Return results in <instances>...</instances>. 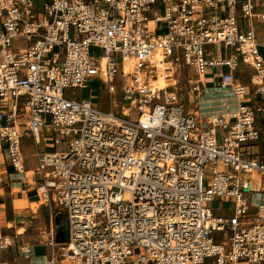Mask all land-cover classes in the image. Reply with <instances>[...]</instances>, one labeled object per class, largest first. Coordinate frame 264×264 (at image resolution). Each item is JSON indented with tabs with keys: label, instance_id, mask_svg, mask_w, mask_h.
Returning a JSON list of instances; mask_svg holds the SVG:
<instances>
[{
	"label": "built area",
	"instance_id": "built-area-1",
	"mask_svg": "<svg viewBox=\"0 0 264 264\" xmlns=\"http://www.w3.org/2000/svg\"><path fill=\"white\" fill-rule=\"evenodd\" d=\"M260 23L264 0H0V188L9 166L68 226L39 262L0 201V264H264Z\"/></svg>",
	"mask_w": 264,
	"mask_h": 264
},
{
	"label": "rangeland",
	"instance_id": "rangeland-1",
	"mask_svg": "<svg viewBox=\"0 0 264 264\" xmlns=\"http://www.w3.org/2000/svg\"><path fill=\"white\" fill-rule=\"evenodd\" d=\"M257 31L259 33L264 31V23H260L257 25ZM246 76V75H245ZM186 74L185 72H181L180 74H176L177 82L179 85L183 84L185 82ZM247 80V78H244V75L240 76V80ZM243 80V81H244ZM172 85V84H170ZM212 86H215L214 84ZM67 93L70 95H80V96H86L90 97V92L87 90H81L78 88L74 89H68ZM224 97V94L222 93L221 89H217L216 87H213L209 89V91L206 94V97L202 100L201 105V111L203 113L212 112L216 110H221V98ZM94 100H98V95L95 94L93 96ZM262 123V139L261 141L264 143V122ZM16 192H13L10 196V199H28V196L25 194H21L18 192V190H15ZM36 202L34 203H28V216L23 217L18 215V218H16V215L13 213L12 210L9 209V206H5V215L3 217L4 221V227L6 230L13 236L16 237L17 240L23 241L25 243H28L30 245H38V247H47L48 244V234L51 229V225L53 222L56 223V219L59 214L56 215V212L59 210L57 205H47L44 204L42 201H39V197L36 196ZM35 200V199H34ZM28 202V200H27ZM15 207H17L16 204ZM24 206V205H23ZM19 208V207H18ZM21 208V207H20ZM36 208V210H34ZM9 223H12V226H8ZM65 218L62 215V225L65 226ZM21 230L23 231L21 234H18L17 232ZM226 234L224 233H215V238L218 241L224 240ZM42 252V251H41ZM7 253L0 255V262L4 261L5 258H7ZM8 260H12L13 258L9 255ZM243 264V263H239Z\"/></svg>",
	"mask_w": 264,
	"mask_h": 264
},
{
	"label": "crops",
	"instance_id": "crops-1",
	"mask_svg": "<svg viewBox=\"0 0 264 264\" xmlns=\"http://www.w3.org/2000/svg\"><path fill=\"white\" fill-rule=\"evenodd\" d=\"M248 73L249 71H245V72H242L240 74L241 75H244V78L247 80H241L243 82H247L248 81ZM246 75V76H245ZM262 142V141H261ZM263 143V142H262ZM261 153H264L263 149L261 150L260 147L257 148ZM18 177L13 169L11 167H7L6 169L2 170V179L4 180V186H2L0 188V201L4 204V206L8 205L9 206V209L13 211V213L16 215V218H18V215H22L23 217L25 216H28V213L27 211L28 210V203H34L36 202V191H35V185L33 184L32 180H27L25 183L22 184V186L16 188L18 190L19 193L21 194H25L26 196H28V199H10V196L12 195L13 192H16L15 188L11 186V183L15 182L13 180H18ZM25 190V191H23ZM35 199V200H34ZM28 200V202H27ZM17 201H22L24 204L23 207H15V202ZM21 217V216H20ZM20 241V240H19ZM35 246V245H33ZM35 260L41 262L43 261V257H42V254H46L48 252V247H38V245L35 246ZM42 251V252H41ZM7 258L9 257V255L13 258L16 256V250L15 249H12L10 252L7 253ZM14 260V259H13ZM12 261V260H11ZM240 263H243V264H247L245 262H240Z\"/></svg>",
	"mask_w": 264,
	"mask_h": 264
},
{
	"label": "water",
	"instance_id": "water-1",
	"mask_svg": "<svg viewBox=\"0 0 264 264\" xmlns=\"http://www.w3.org/2000/svg\"><path fill=\"white\" fill-rule=\"evenodd\" d=\"M56 226L58 228V240L59 241H64L68 235V226L65 225L63 226L62 225V214H59L57 219H56Z\"/></svg>",
	"mask_w": 264,
	"mask_h": 264
},
{
	"label": "bare ground",
	"instance_id": "bare-ground-1",
	"mask_svg": "<svg viewBox=\"0 0 264 264\" xmlns=\"http://www.w3.org/2000/svg\"><path fill=\"white\" fill-rule=\"evenodd\" d=\"M160 82H161L162 86H166L168 84V82L164 76L161 77ZM169 82L173 83L171 80ZM221 109H222V107H221ZM15 204L17 205V207H23L24 203L22 201H20V202L17 201V202H15ZM34 210H36V208ZM20 218H22V217H20ZM10 226H12V223H10ZM22 232L23 231L19 230L17 233L21 234Z\"/></svg>",
	"mask_w": 264,
	"mask_h": 264
}]
</instances>
